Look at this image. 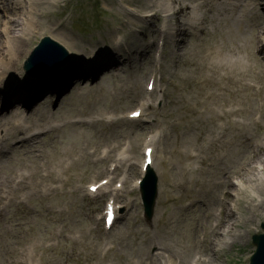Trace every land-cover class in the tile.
Listing matches in <instances>:
<instances>
[{
	"label": "rangeland",
	"instance_id": "obj_1",
	"mask_svg": "<svg viewBox=\"0 0 264 264\" xmlns=\"http://www.w3.org/2000/svg\"><path fill=\"white\" fill-rule=\"evenodd\" d=\"M51 1L59 7L40 17L39 23L47 36L59 35L66 40L69 53L85 54L77 59L71 57L70 63H85L95 54L99 56L104 53L102 50L106 43L117 50V41L120 40L124 51L138 50L139 53L136 57L133 55L134 61L121 66L119 78L116 71L86 89L75 88L57 103L56 111L51 116L44 108L48 106L49 109L54 103L52 100L47 102L36 117L39 124H58L78 119L89 122L54 128L53 132L36 139L35 146L32 143L24 146L20 156L12 153L9 160L0 163V170L3 167L8 170L15 164L18 167L29 164L34 168L36 164L26 155L36 148L47 155L48 163L62 158L72 160L75 168L69 170L70 178L74 182L86 183L91 180L88 178L94 174L96 178L100 170L106 169L124 142L131 143L132 158L139 164L145 135L163 130V137L157 144L156 169L162 178L160 184L167 194L160 197L151 223L141 220L139 207L137 211L126 214L105 241L108 247L104 246L99 236L88 233V222L98 205L85 200L83 188L82 194H33L21 205H17V195H6L0 206L7 196L12 198V203L4 211L1 210L4 213L0 212V264H20L21 250L26 247L35 248L40 264H143V260H157L150 256L155 245L170 253L172 260L180 256L188 262L192 255L199 253L201 246L196 237L208 229L204 216L208 212H215L216 201L226 182L225 174L231 173L236 178L241 165L247 162V157L252 153L249 150L252 145L248 146L246 140L238 141L245 137L263 142L259 138L264 134V125L260 122L256 126L251 113H247L243 119L245 126L231 123L220 149L206 151L204 147L207 143L201 139L202 134L214 126L213 110L220 114V109L225 106L229 108L235 103V96L226 92L223 86L236 90L234 84L226 80H222V86L205 56L210 49L218 46H224L235 54V48L252 37L251 19L242 18L241 12L231 13L226 8L224 11L230 16L225 19L221 17L223 21L219 25L215 20L214 5L202 8L201 11L207 9L202 33L201 29L192 31V35L185 38V44H180L178 50L168 40L159 70L161 73L157 76L161 80L157 81L156 93L149 96L145 92L146 79L158 64L154 60L155 50L153 52L148 47L152 42L151 37L145 41L140 36L138 29H134V20H137L135 14L123 10L120 3L122 1L134 11H139L138 6L146 10L147 0ZM184 1L190 3L193 0ZM210 3L211 0H207L206 4ZM140 24L146 27V24ZM158 26L162 28L163 23ZM154 31L150 29L148 33L151 35ZM153 37L157 38V34ZM253 66L256 68V63ZM251 80L248 76L245 83H251ZM123 84L125 87L120 90ZM244 91L253 94L251 89ZM244 91L241 90V93L245 94ZM146 98H149L153 107L145 122L123 120V113L132 110ZM243 101L248 100L244 98ZM255 102L256 97L253 96L249 107L252 108ZM36 106L33 105L34 108ZM104 114L117 115V120L111 123L98 120ZM104 147H115L111 160L93 164L94 158L100 159ZM95 149L97 154L89 156V151ZM195 152L211 157L204 171L193 172L185 165L186 154ZM62 153H66V156ZM201 160L192 164L198 167ZM246 173L248 175V171ZM138 175L139 166L135 168L134 174L131 173L129 181L132 182ZM221 177L223 180L219 179ZM244 182L245 188L240 190L239 199L229 200L232 207L237 206L239 209L236 222L240 230L234 232L239 237L234 245L221 246L220 253L215 256L208 252L214 235H208L207 254L211 264H248V259L255 252L252 236L254 230L261 232V223L264 221V202L261 201L264 199V187L258 186L256 180ZM257 188L261 191V199L253 197L252 190ZM131 196L137 198L136 193ZM188 199H194L197 206L193 209L184 207ZM257 214L258 217H255ZM194 243L197 249L193 248ZM188 247L189 251H184ZM24 254L26 256L28 252Z\"/></svg>",
	"mask_w": 264,
	"mask_h": 264
},
{
	"label": "bare ground",
	"instance_id": "obj_2",
	"mask_svg": "<svg viewBox=\"0 0 264 264\" xmlns=\"http://www.w3.org/2000/svg\"><path fill=\"white\" fill-rule=\"evenodd\" d=\"M17 1H22V0H17ZM34 0H28V2H33ZM216 5H217V10H218V15H217V20H220L222 17V10L221 7H226L229 9H234V8H240L242 10L248 11L249 9H254L257 8V6H260L256 1H264V0H249V5L247 4V2H245L244 0H213ZM248 1V0H247ZM183 0H147V6L148 9H161V12L163 13H167L168 14V22L166 24L170 25V21L172 19H176L178 21V24H176V29L174 30V33H171L169 31L170 26L167 27V30L165 31V35L166 37L171 40V42L174 44V46L177 48V40L176 37H180L183 38V36L186 35L187 30L190 27L194 26V29L196 28V24L197 25H202L201 22V18L198 15V10L205 8V4L204 3H197V1H195V5L194 6H190L187 5L185 3H183ZM2 3L5 5L3 7H0V10H3L4 13L2 12L3 15H0V25H3L4 27L0 28V32L3 30L5 32L4 38H0V43H2L0 46H2L3 44L5 46L9 47V53L10 56L12 57V62H6L5 60H3L2 58L0 59V63H3V68L5 69L6 72L3 73V76H9V80L10 81H15V82H19L21 84H24V78L25 75H23L20 72V69L16 67V65H20L22 64V62H25L26 60H28V58L31 55L32 52V45L36 42L37 40V32H38V25H37V21H36V15L38 14H48L51 10V7L56 6L55 3H51L48 1H44L43 3L41 2H36V7L39 9L36 12L33 11V8L31 7L30 10L28 11H23L22 12V18H18V15L16 18L10 19L5 17L4 15H7L8 13L14 12L11 7L12 5L8 3V0H3ZM173 5H178L179 6V11L177 13H172L173 12ZM190 11L189 15L191 14L193 15V17L189 18H182L181 16L185 14V12ZM243 11V12H245ZM263 11V15L261 17V22L264 23V8L262 9ZM156 16V15H155ZM149 17V16H148ZM159 20V19H158ZM59 41L66 43V40H64L63 38L56 36ZM2 48V47H1ZM0 48V49H1ZM223 49L225 48H216L215 50V54L222 52L223 53ZM241 50L244 49V45H242V47L240 48ZM177 52V51H176ZM212 55V56H213ZM211 57V56H210ZM259 59L261 62V68L262 71H264V56H262V54L259 55ZM213 58H209V60H212ZM227 57H225V60L227 61ZM238 60H240L242 62V65H244V67L246 69H243L241 71H238L236 66H233V64L230 62V64L228 65V70L230 74H237L239 77L242 76H246L247 72L249 71V65H247L246 63V58L244 57H238ZM109 62L105 63L103 66L104 68L108 65ZM13 74V77H12ZM68 74H65L64 76H62L61 78H57L54 87L56 89H60V85L61 87L64 85V83H67L66 80V76ZM75 76V75H72ZM69 81V80H68ZM234 81L236 83H240L238 80ZM85 84V83H84ZM83 84V85H84ZM50 86V83L46 84V87ZM7 87V85H5V88ZM8 97H10V99L8 100L6 97L3 96V93H0V98L3 97V101H1L0 99V103L1 106L6 104V110L1 111L0 112V127L3 128L4 130L7 131L8 126L12 123H14L16 121V119H14L13 121L10 120L12 118H18L20 117V111L21 109H23L25 111V106L27 105V103H32V100L35 97H30V95L23 91V90H9L7 92ZM14 99H16L19 103H17L19 105L20 108L17 109H12L11 104L14 101ZM8 100V101H7ZM26 103V104H24ZM263 104L260 105V107ZM232 112V111H231ZM233 114H238V110L236 112H232ZM30 115V116H29ZM35 117L33 116V114H31V110L26 112V117L19 119V121L17 122L16 125H18V128H16V130L19 132V134H17L18 138L16 140V142L13 143V145L8 148V147H2L0 149V155L7 157L11 154V151H17L19 152V148L26 142H29L31 140H28L27 138H24V136L29 132L31 126H33L36 123V120L34 119ZM6 119V121H3ZM12 130H14L12 128ZM15 137V135H14ZM260 150H264V144L260 147ZM260 163L261 165H264V157L263 159H260ZM25 172L26 170L24 168H17L14 171H11L10 173L12 174H17L20 175V177L18 179H23L25 178ZM52 174H55L56 177L53 178ZM46 175H50L51 176V183L46 185L44 187V191L46 193H50V192H54V188L52 186V184L54 182L60 181L61 179V169H55V170H51L50 172L46 173ZM6 176H0V180H3ZM9 178L6 177V183L5 185L0 183V190L6 192L7 189H11L10 184L12 183L11 180H8ZM259 183L260 185H264V177H261L259 179ZM14 189V188H12ZM8 193V192H7ZM256 194V193H255ZM1 195V193H0ZM24 195V194H23ZM233 215V213L231 212H227V216L226 218H230ZM227 224L224 227H227ZM233 228L235 226L234 224ZM229 232V231H228ZM227 238L226 236L223 235V233L221 235H219V237L217 238L218 242H222L223 239ZM215 241V244H216Z\"/></svg>",
	"mask_w": 264,
	"mask_h": 264
},
{
	"label": "water",
	"instance_id": "obj_3",
	"mask_svg": "<svg viewBox=\"0 0 264 264\" xmlns=\"http://www.w3.org/2000/svg\"><path fill=\"white\" fill-rule=\"evenodd\" d=\"M258 264V263H257Z\"/></svg>",
	"mask_w": 264,
	"mask_h": 264
}]
</instances>
